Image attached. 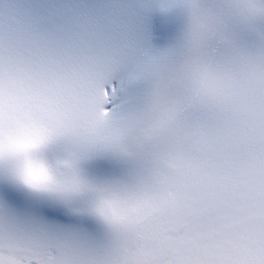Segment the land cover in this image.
<instances>
[{
	"label": "snow or ice",
	"instance_id": "snow-or-ice-1",
	"mask_svg": "<svg viewBox=\"0 0 264 264\" xmlns=\"http://www.w3.org/2000/svg\"><path fill=\"white\" fill-rule=\"evenodd\" d=\"M0 264H264V0H0Z\"/></svg>",
	"mask_w": 264,
	"mask_h": 264
}]
</instances>
